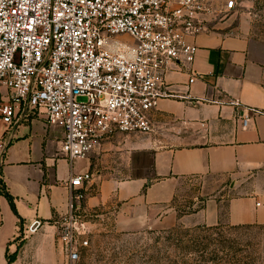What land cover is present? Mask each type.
<instances>
[{
	"label": "crops",
	"instance_id": "crops-1",
	"mask_svg": "<svg viewBox=\"0 0 264 264\" xmlns=\"http://www.w3.org/2000/svg\"><path fill=\"white\" fill-rule=\"evenodd\" d=\"M235 1V9L215 22L213 31L192 39L199 49L191 67L200 76L190 83L188 71L168 73V89L176 95L159 101L153 113L156 130L150 136L118 132L76 165L63 147L61 127L32 111L14 127L0 122V142L7 145L0 179L18 210L0 194V264L17 251L16 239L23 231L27 239L12 264H20L29 250L38 256L39 242L55 255V221L68 210L71 171L94 172L86 185L85 207L110 213L113 208L122 230L219 223L222 200L209 199L196 212L183 215L172 203L183 177L208 175L234 181L231 190L237 194L228 202V222L264 226V40L251 34L240 12L248 0ZM212 2L221 7L227 0ZM234 99L240 104L232 103ZM244 112L251 115L246 127ZM142 156L151 160L140 167ZM35 219L42 225L32 233L28 227ZM37 232L45 239L36 242L32 234ZM60 249L63 253L61 244Z\"/></svg>",
	"mask_w": 264,
	"mask_h": 264
},
{
	"label": "built area",
	"instance_id": "built-area-1",
	"mask_svg": "<svg viewBox=\"0 0 264 264\" xmlns=\"http://www.w3.org/2000/svg\"><path fill=\"white\" fill-rule=\"evenodd\" d=\"M236 7L227 0H0V122L14 127L28 111L63 129L69 160L88 158L118 132L152 133L159 101L176 94L167 75L188 71L199 46ZM232 103L239 105L234 99ZM259 112L257 109H252ZM251 119L242 114L243 126ZM0 142L1 155L6 148ZM93 171H71L68 210L55 221L64 264L90 246L85 207ZM42 225L35 219L28 227Z\"/></svg>",
	"mask_w": 264,
	"mask_h": 264
},
{
	"label": "rangeland",
	"instance_id": "rangeland-1",
	"mask_svg": "<svg viewBox=\"0 0 264 264\" xmlns=\"http://www.w3.org/2000/svg\"><path fill=\"white\" fill-rule=\"evenodd\" d=\"M240 12L249 23L251 34L264 40V0H248ZM125 134L150 136L151 133ZM81 160L70 163L77 165ZM150 160V157L142 156L138 163L142 167ZM233 183V179L225 175L181 179L172 202L177 213L191 214L209 199L222 200V219L214 225L188 221L171 227L127 231L117 226L113 208L110 213L108 209L98 207L100 216L90 217L93 229L90 246L82 252L77 264H264V226L234 225L227 220L228 202L237 194L231 190ZM25 234L23 231L16 239L19 249L26 242ZM32 235L36 242L46 237L41 232ZM55 240V255L46 251V244L39 242L36 243L40 248L38 256L29 250L20 264H64L58 234Z\"/></svg>",
	"mask_w": 264,
	"mask_h": 264
},
{
	"label": "trees",
	"instance_id": "trees-1",
	"mask_svg": "<svg viewBox=\"0 0 264 264\" xmlns=\"http://www.w3.org/2000/svg\"><path fill=\"white\" fill-rule=\"evenodd\" d=\"M0 194L6 196L9 199V201L12 205V208L14 209V211L16 213H18L16 203H15V197L10 193V191L8 190V187H7L6 183L3 181V179H0ZM21 221H23L22 218H21ZM18 252H19V248L13 254H8V263L7 264H12L16 260Z\"/></svg>",
	"mask_w": 264,
	"mask_h": 264
}]
</instances>
